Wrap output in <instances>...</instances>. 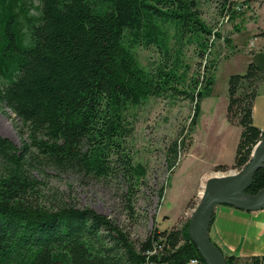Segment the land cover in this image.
Masks as SVG:
<instances>
[{
    "label": "trees",
    "instance_id": "1",
    "mask_svg": "<svg viewBox=\"0 0 264 264\" xmlns=\"http://www.w3.org/2000/svg\"><path fill=\"white\" fill-rule=\"evenodd\" d=\"M38 1V14L31 16L26 1L0 0V106L9 108L27 133L20 147L0 135V264H185L192 259L205 264L188 237L189 218L180 226L153 228L134 244L89 206L56 196L59 202L46 206L40 179L49 169L84 178L119 174L131 200L146 169L133 164L120 143L131 133L128 108L166 90L179 93L172 85L177 78L172 67L150 74L139 66L134 48L153 45L168 57L164 23L175 24L178 39L211 35L195 1ZM220 1L224 16L232 1ZM22 22L27 39L21 35ZM216 65L205 63L201 80L192 81L199 89L183 91L194 104L191 130ZM261 71L250 62L243 74L228 78L226 117L241 132L233 164H217L214 171L241 169L264 137L252 119ZM179 144L176 138L167 149L169 169L177 164ZM261 189L264 167L256 170L245 193L256 195ZM162 193L163 187L158 196ZM225 257L228 264H264V256Z\"/></svg>",
    "mask_w": 264,
    "mask_h": 264
},
{
    "label": "rangeland",
    "instance_id": "2",
    "mask_svg": "<svg viewBox=\"0 0 264 264\" xmlns=\"http://www.w3.org/2000/svg\"><path fill=\"white\" fill-rule=\"evenodd\" d=\"M24 1L31 6L28 13L36 16L39 1ZM194 1L199 19L211 30V35L204 38L190 34L178 39L175 24L164 23L170 51L168 57L153 45L134 48L138 64L146 72L154 74L159 68L168 70L172 67L177 77L172 85L179 93L166 90L162 95L149 96L141 104L128 108L126 123L131 133L120 143L131 162L146 169L140 185L132 189L131 200L126 196L127 186L119 174L84 178L49 169L47 174L40 176L44 183L42 190L46 206L59 202L55 196L77 207L89 206L109 217L137 244L153 228L180 226L184 220H190L205 180L214 174L233 170H213L215 165L212 162L220 157L225 160L230 157V140L224 137L221 145L217 131L224 119L229 76L243 74L248 63L254 62L261 67L264 81V0H231L232 6L224 16L220 0ZM21 32L27 39L28 27L24 22ZM202 42H206L207 48L201 57ZM209 60L217 63L213 70V84L210 93L200 101L205 114L198 118L191 130L194 104L183 91L199 89V84L192 87V81L201 80L205 63ZM260 85L257 91L260 96L257 99L259 110L264 108L261 95L264 85ZM209 111H212L211 116ZM0 135L17 147L27 138L26 128L9 108L3 106H0ZM176 138L180 143L177 150L179 157L176 166L169 169L166 153ZM183 145H188L186 150H182ZM161 187L163 193L159 197Z\"/></svg>",
    "mask_w": 264,
    "mask_h": 264
},
{
    "label": "crops",
    "instance_id": "3",
    "mask_svg": "<svg viewBox=\"0 0 264 264\" xmlns=\"http://www.w3.org/2000/svg\"><path fill=\"white\" fill-rule=\"evenodd\" d=\"M262 84L264 85V81H262L260 86H262ZM261 95L264 99V93H262ZM259 97V95H256L252 105V119L253 123L261 130H263L264 108H260L259 110L257 106V99ZM204 114L205 113L203 111V108L201 107L200 102L196 122L198 118L203 117ZM209 115H212V111H209ZM218 129L219 131H217V136L220 140L221 145L223 144L222 140L224 137H227L230 140V157L227 160L223 159V157H220L217 161L212 162V165H232L241 128L240 126L231 124L227 120L226 108L224 112V119L221 120L220 128ZM174 222H176V218L174 219ZM209 236L211 237L212 241L219 246L224 256L234 255L239 259H246L252 256L263 257L264 207L259 208L257 210H244L229 204L217 205L212 212L211 222L209 226ZM185 264L199 263L188 262Z\"/></svg>",
    "mask_w": 264,
    "mask_h": 264
},
{
    "label": "water",
    "instance_id": "4",
    "mask_svg": "<svg viewBox=\"0 0 264 264\" xmlns=\"http://www.w3.org/2000/svg\"><path fill=\"white\" fill-rule=\"evenodd\" d=\"M260 167H264V137L253 146L249 161L241 169L214 174L205 180L187 228L188 237L197 246L205 264H228L222 251L209 237L211 216L217 205L229 204L244 210L264 207V189L259 190L256 195L245 193L254 173ZM220 186L227 188L218 189ZM238 195H243L246 199H238Z\"/></svg>",
    "mask_w": 264,
    "mask_h": 264
},
{
    "label": "bare ground",
    "instance_id": "5",
    "mask_svg": "<svg viewBox=\"0 0 264 264\" xmlns=\"http://www.w3.org/2000/svg\"><path fill=\"white\" fill-rule=\"evenodd\" d=\"M227 186V185H226ZM225 189V188H227V187H219L218 189ZM202 194V193H201ZM238 199H241V200H245L246 199V197L245 196H243V195H238Z\"/></svg>",
    "mask_w": 264,
    "mask_h": 264
},
{
    "label": "built area",
    "instance_id": "6",
    "mask_svg": "<svg viewBox=\"0 0 264 264\" xmlns=\"http://www.w3.org/2000/svg\"><path fill=\"white\" fill-rule=\"evenodd\" d=\"M190 262H192V263H198L197 260H195V259L190 260ZM146 264H150V263H146Z\"/></svg>",
    "mask_w": 264,
    "mask_h": 264
}]
</instances>
